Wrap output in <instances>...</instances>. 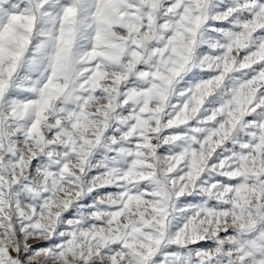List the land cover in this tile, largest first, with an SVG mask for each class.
I'll use <instances>...</instances> for the list:
<instances>
[{
    "label": "snow or ice",
    "instance_id": "obj_1",
    "mask_svg": "<svg viewBox=\"0 0 264 264\" xmlns=\"http://www.w3.org/2000/svg\"><path fill=\"white\" fill-rule=\"evenodd\" d=\"M0 264H264V0H0Z\"/></svg>",
    "mask_w": 264,
    "mask_h": 264
},
{
    "label": "rangeland",
    "instance_id": "obj_2",
    "mask_svg": "<svg viewBox=\"0 0 264 264\" xmlns=\"http://www.w3.org/2000/svg\"><path fill=\"white\" fill-rule=\"evenodd\" d=\"M108 190H111V189H108ZM199 246H201V247H210L211 245L210 244H207V245L202 244V245H199Z\"/></svg>",
    "mask_w": 264,
    "mask_h": 264
}]
</instances>
